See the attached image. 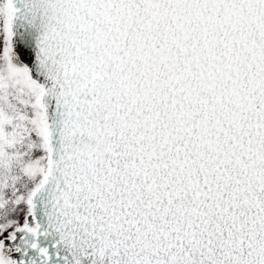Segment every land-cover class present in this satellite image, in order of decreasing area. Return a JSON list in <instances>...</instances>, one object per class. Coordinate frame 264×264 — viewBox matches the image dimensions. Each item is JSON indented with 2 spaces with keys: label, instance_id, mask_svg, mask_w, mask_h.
<instances>
[{
  "label": "snow or ice",
  "instance_id": "1",
  "mask_svg": "<svg viewBox=\"0 0 264 264\" xmlns=\"http://www.w3.org/2000/svg\"><path fill=\"white\" fill-rule=\"evenodd\" d=\"M0 264H264V0H0Z\"/></svg>",
  "mask_w": 264,
  "mask_h": 264
}]
</instances>
